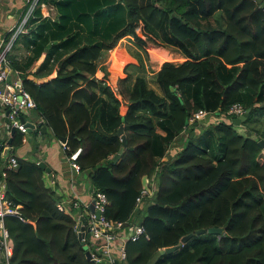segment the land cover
<instances>
[{
    "label": "trees",
    "instance_id": "trees-1",
    "mask_svg": "<svg viewBox=\"0 0 264 264\" xmlns=\"http://www.w3.org/2000/svg\"><path fill=\"white\" fill-rule=\"evenodd\" d=\"M44 2L56 16L38 8L19 37L29 53L9 59L50 136L66 141L64 158L80 148L79 170L106 194L105 216L121 224H132L136 197L156 172L139 220L145 232L126 240V264H264V148L258 144L264 137V0ZM126 35L140 48L147 41L171 45L187 57L162 62L155 75L159 93L147 85L144 71L127 83V67L143 69L140 53L134 54L139 63H127L117 78L120 99L96 77L103 52ZM42 52L44 59L30 72ZM53 69L54 76L41 78ZM236 101L250 109L243 132L227 113ZM198 109L219 118L188 135L183 148L161 163ZM121 123L124 149L113 160L122 145ZM20 137L18 131L11 137L18 165L7 171L6 184L23 218L4 217L12 248L8 263L98 264L78 238L72 207H57L62 196L46 183L45 170L16 152ZM200 228L215 230L180 240Z\"/></svg>",
    "mask_w": 264,
    "mask_h": 264
},
{
    "label": "built area",
    "instance_id": "built-area-1",
    "mask_svg": "<svg viewBox=\"0 0 264 264\" xmlns=\"http://www.w3.org/2000/svg\"><path fill=\"white\" fill-rule=\"evenodd\" d=\"M37 8H47L44 0H22V12L15 23L9 26L7 31L0 35V264H9L11 246L8 244L9 230L6 226L5 215H16L21 218L20 204L14 203L7 195L6 173L18 165L17 156L9 138L12 136L11 129L21 133V141L27 142L28 134L35 132L41 135V124L44 122L42 115L33 119L32 111L36 109V101L25 88L20 70L11 67L9 54L20 35L27 31L30 17ZM51 9V6H48ZM47 14L48 10H45ZM245 111L240 102H233L227 109V113L238 116ZM204 109H198L189 115L187 123H194L207 115ZM62 150L67 148L65 140H58ZM80 148H77L68 156V162L72 169L79 170L75 158ZM40 160H37V163ZM150 193V185L142 187L136 197L137 205L144 195ZM94 208L90 210L87 203H82L79 198L70 196L57 201L56 205L62 209L65 202L78 208L77 219L74 228L77 233L83 231L81 240L84 247L89 250L91 258L98 264H125L126 249L125 241L128 238L135 239L145 232L141 223L135 224L133 232L124 237L119 231L120 221H112L105 216L104 210L108 199L106 194L97 188L92 191ZM96 211L99 212L97 215ZM80 219L82 221L80 222ZM81 225L84 230H81Z\"/></svg>",
    "mask_w": 264,
    "mask_h": 264
},
{
    "label": "crops",
    "instance_id": "crops-1",
    "mask_svg": "<svg viewBox=\"0 0 264 264\" xmlns=\"http://www.w3.org/2000/svg\"><path fill=\"white\" fill-rule=\"evenodd\" d=\"M49 5H47L46 9L40 8L41 12L43 14H47L45 10H48V17L54 18L56 16V9L51 6V9L48 8ZM22 12V0H0V35L5 33L7 29L9 28L10 25L16 22V20L20 17V14ZM127 38V42H133L132 38L129 35L121 37L118 42L110 49L106 50L103 52L102 56L98 60V67L96 70V77L100 79H104V81L107 82V84L115 91L116 96L120 99L119 94L116 92V81L117 78L121 76V74L124 73L123 69L125 65L129 62L132 63H139V58L138 56H135V53H140V59L143 64V69H135L132 68V66L127 67L126 69L130 72V76L127 79L129 83V86L133 84L134 78L136 76V73L138 71H144V76L147 81V85L155 89L156 92H160V88L155 80V75L157 70L160 68L161 64L163 61L168 60L165 57V51H168V54H172L173 59L181 57V60H184L187 58L178 48H176L181 54L179 56H176V53L169 52L167 49V46L171 45H165V44H155L153 42L147 41V43L144 45V48L138 47L134 42V45L136 47V52H130L125 46H122L124 44V38ZM124 39V40H123ZM153 45L154 47L151 48L150 50V45ZM18 46V47H17ZM14 49L18 48L19 51H16L13 53L17 58L23 57L26 53H29V49L26 47L23 39H18L17 42L15 43ZM119 48L121 49L119 60L117 63H115L114 66H112V60H111V54L112 52L116 49ZM154 49H159L158 50H153ZM153 52V54L151 53ZM12 55V56H13ZM153 55H155V58H152ZM45 53L42 52L32 63V65L29 67V71L33 72L37 69L38 65L42 62L44 59ZM157 57V58H156ZM123 58L122 61V66L117 74H114L112 70H116L117 66L120 62V60ZM160 59L159 64L157 67L153 70H149L150 62L154 63L157 61V59ZM162 59H165L161 61ZM172 59V60H173ZM170 59V61H172ZM175 62V61H173ZM179 62V61H177ZM148 68V69H147ZM147 71L149 74H152L153 77V84L150 85L149 80H148V75ZM29 72V73H30ZM56 73V70H52L50 73L41 75L42 79H48L52 76H54ZM22 74V73H21ZM29 76L36 82L40 81L41 78H38L34 74H29ZM154 85L157 86V88L154 87ZM121 111L125 109V105L122 104L120 107ZM32 118L35 119L38 114L36 110H33L32 113ZM224 116V115H223ZM219 116L217 114H209L205 115L201 119H198L194 123H187L186 121V128H184L170 143V145L167 148L166 153L160 157V162L165 163L167 159L172 158L173 155H175L177 152H179L185 143V140L187 139V136H192L194 135L203 125H206L208 122H214L218 120ZM243 122V121H242ZM241 122V123H242ZM240 124H234L237 125L238 130L240 132H243L245 128ZM193 124L195 125L194 129L189 128L190 125ZM42 125H45V131L42 130ZM40 130L42 132L41 135H37L35 132H30L28 134V139L27 142H22L19 147H17L16 152L19 155H23L32 159L36 160H43L46 162V166L49 167V170H45L47 173L46 176V183L50 185H54L56 188L57 192L62 196V198L65 197H72V198H79L82 203H89L93 200L92 198V191L94 189V186L91 183V180L89 178V175L86 171H75L72 169L70 166L68 160H66L63 156V150L61 149L58 140L52 138L47 130V125L46 124H41ZM16 131V130H15ZM14 131V132H15ZM189 131V132H188ZM12 133V132H11ZM13 134V133H12ZM49 135L50 137H47ZM252 136L254 134H251ZM12 137V136H11ZM11 137L9 138L11 141ZM264 138V137H261ZM21 139V137H20ZM260 139V138H259ZM50 182V183H49ZM148 183L150 185V193L147 195V198H142V202L140 201L136 206L138 207V211L133 215V222L131 225H128L127 222L126 224H122L124 227L120 228L119 231L123 233V236L126 234H131L133 232L135 224L139 223L140 217L142 216V212L144 209V202H148L150 199H148L151 194V191L155 189L156 185V172L154 171L149 177H148ZM57 203V202H56ZM66 205H70L72 207L73 212L75 213L76 217L78 215V208H74L71 203L65 202ZM77 219V218H76ZM76 221V220H75ZM33 223V221H32ZM210 229V228H209ZM209 229H206L210 231ZM205 230V231H206ZM124 231H126L124 233ZM204 231V232H205ZM213 231V230H212ZM193 232V231H192ZM195 233V232H194ZM197 234V233H196ZM188 239V238H187ZM126 242V241H125ZM183 242V241H182ZM12 250V248H11ZM153 259H151L147 264H152ZM126 264V263H125Z\"/></svg>",
    "mask_w": 264,
    "mask_h": 264
},
{
    "label": "water",
    "instance_id": "water-1",
    "mask_svg": "<svg viewBox=\"0 0 264 264\" xmlns=\"http://www.w3.org/2000/svg\"><path fill=\"white\" fill-rule=\"evenodd\" d=\"M257 1L260 2L261 0H257ZM262 5H264V2L262 3ZM249 110H250L249 108H246L245 111H244L242 114L233 117L232 120H231V122H232L233 124H240L242 121H244V120L247 118L248 113H249ZM42 130L45 131V125H42ZM14 131H15V129L12 128V129H11V132L13 133ZM117 134L121 136L122 145L119 147L118 151L112 156L113 160H116V159L119 157V155L123 152V149H124V144H125V134L123 133V124H122V123L119 125V127H118V129H117ZM9 141H10V139H9ZM258 144H259L261 147L264 148V138H260V139H258ZM38 165H39L41 168H43V169H45V170H47V171L49 170V167L46 166V162L43 161V160H40V161L38 162ZM88 207H89L90 210H93V208H94V201H93V200L89 203ZM96 213H97V215L99 214L98 211H96ZM81 221H82V219H80V222H81ZM124 224H126V223H124ZM81 230H84V226H83V225H81ZM205 230H206L205 228H200V229L195 230L194 232H195V233H200V232H204ZM209 230H210V231H211V230H215V228H210ZM82 232H83V231H81V232H79V233L77 234V235H78V238H80V239H81V236H82V234H83ZM194 232H189V233L183 235V236L181 237L180 240H181V241H185V240H186L187 238H189L192 234H194ZM82 244H84L83 241H82ZM175 246H176V245L165 247V248L161 249L160 252L170 251V250L174 249ZM86 254L88 255V257H90V252H89L88 249H86Z\"/></svg>",
    "mask_w": 264,
    "mask_h": 264
},
{
    "label": "rangeland",
    "instance_id": "rangeland-1",
    "mask_svg": "<svg viewBox=\"0 0 264 264\" xmlns=\"http://www.w3.org/2000/svg\"><path fill=\"white\" fill-rule=\"evenodd\" d=\"M38 9V8H37ZM36 9V10H37ZM35 10V11H36ZM34 11V12H35ZM125 39V40H124ZM123 40H124V44L122 45V46H125L130 52H133V51H135L136 52V47H135V45H134V43L133 42H131V40H130V42H127V38L125 37ZM160 38L158 37V40H159ZM159 42V41H158ZM150 45V50H151V48L152 47H154L153 45H151V44H149ZM18 47V46H17ZM160 49V48H159ZM167 49L169 50V52L171 53V52H173V53H176V56H179L181 53L176 49V48H174V47H172V46H167ZM119 50H121V49H119V48H116L113 52H112V54H111V60H112V66H114L115 65V63H117V61L119 60V56H118V52H119ZM12 51H13V53L14 52H16V51H19V49L17 48H12L11 49V51H10V54H12L13 55V53H12ZM152 54H153V52H151ZM9 54V55H10ZM165 57H166V59H168V60H172L173 59V56H172V54H168V51L166 50L165 51ZM15 56V55H14ZM155 55H153V57L152 58H155L154 57ZM157 58V57H156ZM163 60H165V59H162L161 61H163ZM181 60V57H179V58H176V59H173L172 61H175V62H177V61H180ZM159 61H160V59L158 58L157 59V61L156 62H154V63H151L150 62V66H149V70L150 71H153L156 67H157V65L159 64ZM148 69V68H147ZM121 75H123V74H121ZM147 75H148V80H149V83H150V85H152L153 84V77H152V74H149L148 73V71H147ZM154 87L155 88H157V86L156 85H154ZM264 117V116H263ZM202 118V117H201ZM200 118V119H201ZM261 129H263L264 130V128H261ZM47 137H50L49 135H47ZM126 231H124V233H125ZM125 236H127L128 237V234H126Z\"/></svg>",
    "mask_w": 264,
    "mask_h": 264
},
{
    "label": "clouds",
    "instance_id": "clouds-1",
    "mask_svg": "<svg viewBox=\"0 0 264 264\" xmlns=\"http://www.w3.org/2000/svg\"><path fill=\"white\" fill-rule=\"evenodd\" d=\"M84 246V245H83ZM86 249V248H85Z\"/></svg>",
    "mask_w": 264,
    "mask_h": 264
}]
</instances>
